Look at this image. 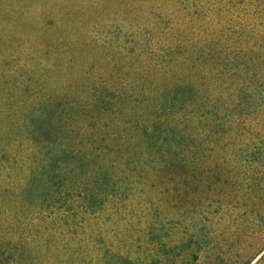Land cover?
I'll list each match as a JSON object with an SVG mask.
<instances>
[{"label":"trees","instance_id":"1","mask_svg":"<svg viewBox=\"0 0 264 264\" xmlns=\"http://www.w3.org/2000/svg\"><path fill=\"white\" fill-rule=\"evenodd\" d=\"M112 1L66 12L73 34L39 44L17 76L0 72V164L53 179L75 210L97 178L122 183L151 154L167 172L230 176L235 145L252 142L245 118L264 114V0H117L113 15ZM257 160L246 191L264 189V152ZM17 219L0 212L12 264H91Z\"/></svg>","mask_w":264,"mask_h":264},{"label":"rangeland","instance_id":"2","mask_svg":"<svg viewBox=\"0 0 264 264\" xmlns=\"http://www.w3.org/2000/svg\"><path fill=\"white\" fill-rule=\"evenodd\" d=\"M92 2L0 0V72L17 76L29 68L39 44L73 34L75 18L64 14L82 12ZM112 2L113 15L120 8L117 0ZM245 121L253 126L252 142L242 147L236 140L230 176L215 174L213 167L205 177L182 168L167 172L160 164L153 166L151 154L148 163L132 160L139 175L128 172L122 183L97 178L75 210L50 189L53 179L29 178L20 166L0 164V212L21 223L33 220L41 241L91 264H264V189L253 185L246 191L241 177L264 152V114ZM243 133L237 128L231 141ZM90 168L84 164L80 172ZM161 183L167 194L157 192ZM6 232L0 228V245L9 242ZM3 250L0 264H12Z\"/></svg>","mask_w":264,"mask_h":264}]
</instances>
